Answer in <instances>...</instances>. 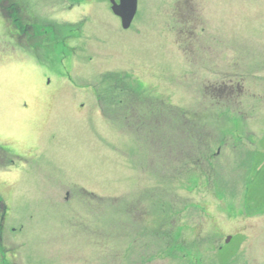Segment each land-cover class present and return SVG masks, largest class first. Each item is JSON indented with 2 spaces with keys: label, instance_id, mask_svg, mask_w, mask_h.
Instances as JSON below:
<instances>
[{
  "label": "rangeland",
  "instance_id": "obj_1",
  "mask_svg": "<svg viewBox=\"0 0 264 264\" xmlns=\"http://www.w3.org/2000/svg\"><path fill=\"white\" fill-rule=\"evenodd\" d=\"M139 6L0 0V264H264V0Z\"/></svg>",
  "mask_w": 264,
  "mask_h": 264
},
{
  "label": "flooded vegetation",
  "instance_id": "obj_2",
  "mask_svg": "<svg viewBox=\"0 0 264 264\" xmlns=\"http://www.w3.org/2000/svg\"><path fill=\"white\" fill-rule=\"evenodd\" d=\"M113 1L119 3L120 0H109V6H110V9L112 10V12L116 15V17L118 19H120V21L122 22V18L119 15H117L114 12V10H113V5H112V2ZM186 8H187V11H186L185 14L187 15L188 11L190 10V7L188 6V4H187V7ZM139 9H140V6H139V0H138L137 12H136L135 17L133 19V22L136 19V16L138 15ZM179 14H181L179 16H182L184 14V10L181 9V11H179ZM182 20L183 21H181V24H184L185 23L186 29L189 30V28H188L189 27V24H190L189 23V21H190L189 20V16L188 15L186 17H183L182 16ZM133 22H132V24H133ZM25 29L26 30L28 29V30H31L32 31L31 33L28 34V37L30 39V42L34 41L36 38H38V36L42 35V34H39L38 32H36L37 31V26H36V24L34 22L28 23V25L25 26ZM181 29H184V28H181ZM16 30L17 31L14 32V33H12L11 36L14 37L13 38L14 40L18 41L19 40V36H21L23 33H20L21 32L20 30H22L20 26ZM21 54L24 55V56H26V57L31 56V55H26V54H23V53H21ZM55 103H53V106L56 105ZM93 109L95 110V108H93ZM90 115L92 116L94 114L91 112ZM77 185H78V183H77ZM80 190H83L84 191V190H87V189L81 186ZM94 193L95 192H91L89 194H94ZM78 199H79L78 197L72 199L70 197L69 192H66L65 200H78ZM94 214H95V211L94 210H91L90 211V214H83V215L82 214H79V215H76V217L78 219V222H79V224L76 226V229L80 233H88L87 235L84 236V238L86 239V242L87 243H95V242H97V235H96V232H97L96 229L97 228L95 227V225L92 224V220H93L92 218L95 217Z\"/></svg>",
  "mask_w": 264,
  "mask_h": 264
},
{
  "label": "water",
  "instance_id": "obj_3",
  "mask_svg": "<svg viewBox=\"0 0 264 264\" xmlns=\"http://www.w3.org/2000/svg\"><path fill=\"white\" fill-rule=\"evenodd\" d=\"M137 6L138 0H120L119 3L113 1V9L116 14L121 16L124 28H129L131 26L137 11ZM230 239L231 236H228L226 241L229 242Z\"/></svg>",
  "mask_w": 264,
  "mask_h": 264
},
{
  "label": "trees",
  "instance_id": "obj_4",
  "mask_svg": "<svg viewBox=\"0 0 264 264\" xmlns=\"http://www.w3.org/2000/svg\"><path fill=\"white\" fill-rule=\"evenodd\" d=\"M16 8H17V7H16V3L10 5V10H13L12 13L10 12V17L12 18L13 22L18 23V24L22 27L23 31L25 32V31H26V29H25V26H26V25H24L25 23L23 24V22H22V20H21V17H20L19 15H17L16 13H14V12L16 11ZM37 32H38L39 34H42V33L39 32L38 30H37ZM53 35L56 36V37H58L57 34H56V31H55L54 27H53Z\"/></svg>",
  "mask_w": 264,
  "mask_h": 264
}]
</instances>
